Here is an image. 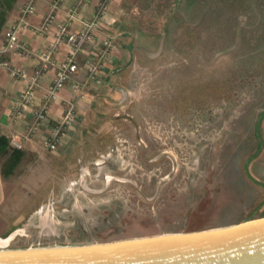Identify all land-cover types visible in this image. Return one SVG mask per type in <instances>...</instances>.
Segmentation results:
<instances>
[{
    "label": "rangeland",
    "instance_id": "obj_1",
    "mask_svg": "<svg viewBox=\"0 0 264 264\" xmlns=\"http://www.w3.org/2000/svg\"><path fill=\"white\" fill-rule=\"evenodd\" d=\"M126 1L136 47L118 94L103 92L100 125L15 167L2 159L21 188L8 203L18 245L111 241L264 213V0Z\"/></svg>",
    "mask_w": 264,
    "mask_h": 264
},
{
    "label": "crops",
    "instance_id": "obj_2",
    "mask_svg": "<svg viewBox=\"0 0 264 264\" xmlns=\"http://www.w3.org/2000/svg\"><path fill=\"white\" fill-rule=\"evenodd\" d=\"M25 1L0 0V41L3 40L4 31L19 17L20 6ZM99 2L100 0H62L60 8L56 11V22L65 18L66 8L71 4H77L81 19L89 18L97 9ZM126 2V0L109 1L107 8L102 13V27L94 32L93 39L84 45L82 52L77 56V71L62 86L57 96L47 103L45 119L35 133L27 138H22V146L19 148L10 144V138L12 136L22 137L26 128L33 121L34 112L43 104L45 87L53 78L56 64L64 59L68 46L60 44L58 51L53 55V64L47 63L40 58L39 52L44 49L51 35L38 33L30 28H22L15 35V43L9 45L6 51L0 52V135L6 137L7 150L0 156V248L26 247L17 244L19 239L12 231L17 226L16 221L13 220L12 214L8 213L10 212L8 203L12 201L14 194L21 191V188L18 181H13L12 172L7 175H4V171L2 172L3 157H6V162L9 163L7 160L13 149L20 151L17 162L22 161L29 153L41 154L45 148V138L64 113L69 102L73 103L75 115L73 122L64 129L60 137L65 144L73 140L76 132L85 131L88 124L91 127L100 125V122L95 121V118L98 113L101 114L99 105L103 98V92L107 91L111 95L118 94L119 87L114 83L131 62L136 47L135 30L124 13ZM35 4L36 11L27 16L30 27L39 26L48 10V0H36ZM79 20H73L71 27L79 28ZM106 35L110 37L112 44L110 55L98 68V74L92 77L89 75L86 64L87 61L97 56L100 42ZM5 63L18 66L27 73H33L40 65H46L45 71L35 86L31 102L25 107L22 115L15 120L11 117L12 105L19 94L23 81L12 76L5 67ZM71 80L82 83L81 97L74 94ZM103 119L105 122L107 121L101 117L102 122ZM261 129L264 132V122ZM262 163L264 161L260 162V164Z\"/></svg>",
    "mask_w": 264,
    "mask_h": 264
},
{
    "label": "water",
    "instance_id": "obj_3",
    "mask_svg": "<svg viewBox=\"0 0 264 264\" xmlns=\"http://www.w3.org/2000/svg\"><path fill=\"white\" fill-rule=\"evenodd\" d=\"M0 264H264V215L111 241L0 248Z\"/></svg>",
    "mask_w": 264,
    "mask_h": 264
},
{
    "label": "built area",
    "instance_id": "obj_4",
    "mask_svg": "<svg viewBox=\"0 0 264 264\" xmlns=\"http://www.w3.org/2000/svg\"><path fill=\"white\" fill-rule=\"evenodd\" d=\"M109 1L110 0H100L97 9L86 19H81L79 17L77 4H71L66 8L65 18L56 22V11L60 8L62 0H48V10L41 24L35 27H30L27 16L36 11V0H26L20 6L19 17L4 31L3 40L0 41V52L6 51L9 45L15 43V35L17 31L22 28H30L35 32L51 35L44 49L39 52V56L43 61L53 64V55L58 51L60 44H66L68 46V51L64 59L56 64L53 78L45 87L43 104L34 112L33 121L26 128L22 137L12 136L10 138V144L13 147H21L22 138H27L37 131L38 126L45 119L47 103L57 96L58 91L71 79V75L77 71V56L82 52L84 45L93 39L94 32L102 27V13L107 8ZM78 19H80V27L74 29L71 27L73 20ZM111 47L110 37L108 35L104 36L100 42L97 56L87 61L86 67L90 76L94 77L98 74V68L109 57ZM6 64L7 63H5V67L8 69L9 73L23 81L19 94L14 99L12 105L11 117L15 120L22 115L25 107L31 102L35 93V86L38 84L43 71H45L46 65H40L33 73H27L18 66ZM81 86L82 83L77 80H71V87L74 94L80 97L82 96ZM74 115L73 103L69 102L64 113L52 126L44 140V144L49 150H56L61 142L60 137L64 129L73 122Z\"/></svg>",
    "mask_w": 264,
    "mask_h": 264
},
{
    "label": "trees",
    "instance_id": "obj_5",
    "mask_svg": "<svg viewBox=\"0 0 264 264\" xmlns=\"http://www.w3.org/2000/svg\"><path fill=\"white\" fill-rule=\"evenodd\" d=\"M7 152L6 150V137L3 135H0V156L5 154ZM20 157V151L13 149L9 155V158L7 161H9L8 166L13 167L16 162L18 161ZM3 172V170H2ZM4 175H6V172H3Z\"/></svg>",
    "mask_w": 264,
    "mask_h": 264
}]
</instances>
